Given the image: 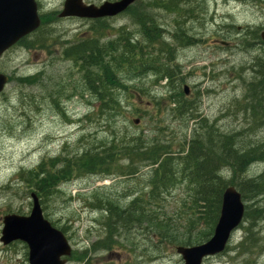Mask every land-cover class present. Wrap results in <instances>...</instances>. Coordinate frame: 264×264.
<instances>
[{
	"label": "rangeland",
	"instance_id": "obj_1",
	"mask_svg": "<svg viewBox=\"0 0 264 264\" xmlns=\"http://www.w3.org/2000/svg\"><path fill=\"white\" fill-rule=\"evenodd\" d=\"M84 1L100 5L104 1L115 0ZM191 1L192 12L189 14L182 13L178 16L161 9L149 8L147 14L157 18V22L167 32L178 31L177 28L184 22L183 29L191 31L188 36L193 35L201 41L198 46L188 47H178V41L173 39V42L166 43V47L174 49L175 63L181 68L183 84L178 92H182L184 85L189 88L188 94L179 99L188 100L195 107L197 115L199 112L210 122L216 120L222 131L237 132L245 124L244 120L242 115H231L230 112H236L235 102L245 93L249 81L244 83V80L252 75L250 65L255 63V57L264 52V45L258 41L253 42L252 48L245 50L242 43L250 44L243 42L242 36L247 31L260 29V34L264 30V0ZM36 2L39 14L60 11L63 4V0ZM139 3H135L133 8L138 9ZM100 23L102 26L107 25L109 29L104 31V37L108 35L111 38L121 27L137 36L138 26L127 14ZM90 25L86 20H57L46 26L51 31L42 36L50 45L48 50L26 49L18 45L0 59V72L8 76L22 77L42 73L41 83L28 87L12 81L0 94V238L5 214L27 216L31 209L28 190L16 181L18 172L32 168L42 159L57 156L64 143L75 151L81 147L78 142L81 136L85 137V141L95 137L108 143L104 138L107 134L102 133L103 129L99 126L101 121L121 137L156 138L162 146L149 142L145 145L155 148L154 151H162L165 147L173 156L179 154L181 145L198 127V120L170 114L174 105H168L165 81L158 87H152L151 77L147 81L143 80V84L138 79L125 81L131 87L127 92L118 93L117 100L121 106L119 115L99 114L96 110L98 103L85 91L81 74L74 67L77 65L63 59L61 55L64 47L86 36ZM216 39L228 42L229 45L212 44ZM105 40L101 42L105 43ZM160 46V43L156 44L157 49ZM55 93L66 97L61 100L64 117L48 98ZM134 119H140V122L134 125ZM246 140L252 144H264V127L254 131ZM122 161L130 164L125 157H121V163ZM150 168L140 166L132 175H118L107 179L87 175L61 185V192L47 202L49 206L43 210L44 217L59 230L65 227L64 234L72 252L89 249L104 232L99 224L101 208L94 206L95 196L113 203L118 202L120 208H126L137 193L147 189ZM262 170L264 171V162L254 164L247 169L244 178L256 177ZM189 190L191 188L185 189L177 185L158 205L172 218L170 226L173 237H197L199 233L206 231L201 223L193 225L185 215L190 208L184 201L189 196ZM245 204L251 210H262L260 219L252 224L245 220L234 231L225 251L205 260L203 264H264V201H247ZM145 208L153 210L156 206L150 202L146 203ZM126 226L121 227L123 234L120 238H115L117 245L111 250L90 251L84 262L70 260L67 264H182V259L171 245L162 243L154 249L153 228L140 231L134 228L127 230ZM0 264H28L25 244L14 242L4 246L0 242Z\"/></svg>",
	"mask_w": 264,
	"mask_h": 264
},
{
	"label": "trees",
	"instance_id": "obj_2",
	"mask_svg": "<svg viewBox=\"0 0 264 264\" xmlns=\"http://www.w3.org/2000/svg\"><path fill=\"white\" fill-rule=\"evenodd\" d=\"M160 1H162L161 4ZM139 2L138 9L130 7L127 10V15L134 20L145 42L143 39L134 42L130 33L121 31L111 40L102 43L101 39L103 38L100 39V37H104V31L109 29L108 26H102L99 24V20H96L92 23L87 37L65 49L66 57L79 63L74 67L81 74L80 78L85 91H88L97 101L96 110L99 111V114L119 115L121 106L117 100L118 93L127 92L129 87H131L127 86L125 81L138 79L139 82L142 80L143 84V79L151 76L153 77L151 80L152 86L158 85L162 80H169L168 82L166 81L165 94L168 99V105H174L170 114L179 118L189 117L188 120H198V127L193 130L190 138L181 145L178 150L179 154L173 156L172 152H167L165 147L162 151H154L155 148L145 145L149 142L156 146H162V143L156 138L149 139L142 138V136L121 137L101 121L99 126L103 129H101L102 133L107 134L104 138L108 143L102 142V138L98 139L95 137L85 141V137L82 138L81 136L78 139L81 147L75 151L69 149V145L64 143L61 152L57 156L42 159L32 168L21 169L18 172L16 181L22 184L29 194L35 193L40 199L42 209L46 210L49 206L47 202L61 192V185L63 186L87 175H95L104 179L118 175H132L138 171L137 169L140 166L151 167L147 189L137 193L136 197L129 202L126 208H120L118 202L113 203L108 199L95 196L94 206L101 208L99 224L104 230L103 235L92 243L89 249L73 252L69 261L82 263L88 259L90 251L111 250L113 246L117 245L114 240L122 236L123 230L121 227L125 225H127V230L134 228L146 231L149 228H153L155 232L153 237L154 249L162 243H167V245L172 247L201 244L212 235L219 214L221 195L225 188L229 186H233L241 194L244 203L254 200L264 201V185L261 184L264 183V172H262L260 177L259 175L253 177L255 179L244 178L245 171H247L246 168L264 162V144H252L246 140L254 131L264 127V54L256 58L254 60L255 63L251 65V69L255 71L253 72L254 76L246 84L243 97L235 102L236 112H230L231 115H242L245 124L237 132L222 131L217 126L216 120L210 122L205 117H202L199 112L197 115L195 107L188 100L179 99L184 97L182 92H178V88L183 83L181 68L178 64L175 66L173 62L174 50L166 47V44L162 41L160 36L161 26L157 22V18L149 17L147 14L148 8L150 10L161 9L175 14L180 12L179 15L182 13L189 14L192 12L190 5L192 1L177 0V3H175L176 0H153L151 1L153 3ZM179 7H181L180 10ZM142 14H145V16ZM52 17V15L42 16L43 26L41 31H45V23L53 20ZM141 17H144L143 20ZM180 27L183 28V24ZM180 27L177 28L179 29L178 36H180V39L183 36V40L181 39L183 43L187 46L193 44V37L188 36L187 32ZM159 32L160 35H158ZM252 33L254 32H250V34L248 32L242 38L247 40L248 35H254ZM252 39L258 40V34H255ZM45 40L42 36H35L33 39L23 40L21 44L26 49H45L48 46L50 47L47 42V46L43 45ZM151 40L153 42H150ZM157 43L161 44L158 49L156 48ZM246 43L250 44L248 40ZM97 54L100 58H98L99 60H97ZM107 54L110 55L108 56ZM258 63L259 65H257ZM41 76L42 73L39 72L33 76L10 77V81L31 87L41 83ZM93 77L95 78L93 79ZM48 98L58 113L64 117L65 112L61 107V100L66 97L55 93L54 96L49 95ZM236 107L239 109H236ZM85 117L88 118V116ZM138 143H141V145L138 146ZM193 144H196V148L193 147ZM190 151H192L193 156ZM193 151L196 152L194 153ZM166 153L171 155H166ZM121 157H125L127 161H130V164L124 161L121 163ZM188 158H191L190 162ZM192 167L194 170L190 169ZM224 177L226 178L224 179ZM235 184L238 186H235ZM177 185L183 186L185 189L191 188V190L187 191L189 196L184 199L190 205L189 212L185 215H187L189 221L193 222V225L201 223L206 228V231L199 233L197 237L191 235L189 237L188 235L173 237L171 235L173 229L170 226L172 218L166 215L163 208L158 207L159 203L165 200V195L170 193ZM257 192L259 196L256 194ZM150 202L156 208L146 210L145 205ZM248 207L244 213L243 221L247 220L251 224L256 223L260 219L262 211L260 209L251 210ZM253 213L258 214L255 216ZM61 230L64 232L65 227H62Z\"/></svg>",
	"mask_w": 264,
	"mask_h": 264
},
{
	"label": "water",
	"instance_id": "obj_3",
	"mask_svg": "<svg viewBox=\"0 0 264 264\" xmlns=\"http://www.w3.org/2000/svg\"><path fill=\"white\" fill-rule=\"evenodd\" d=\"M137 0L104 2L100 6L84 5L82 0H65L59 17L100 19L115 17ZM40 25L35 0H0V55ZM264 41V32L260 34ZM8 78L0 74V92ZM188 93V88H184ZM138 124L139 120H134ZM32 206L28 216L7 214L2 218L0 241L8 245L14 241L26 244L28 264H66L71 247L64 234L44 219L39 200L31 194ZM245 204L233 187L225 188L221 196L219 216L211 238L196 246L175 248L183 264H202L206 257L221 253L232 231L241 223Z\"/></svg>",
	"mask_w": 264,
	"mask_h": 264
},
{
	"label": "bare ground",
	"instance_id": "obj_4",
	"mask_svg": "<svg viewBox=\"0 0 264 264\" xmlns=\"http://www.w3.org/2000/svg\"><path fill=\"white\" fill-rule=\"evenodd\" d=\"M158 1H159V0H158ZM167 1H168V0H167ZM172 1H173V0H172ZM161 2H162V1H160V4H161ZM151 3H153V2H151ZM156 3H157V2H156ZM175 3H177V0H176ZM203 3H204V2H203ZM157 4H158V3H157ZM178 4H180V3H178ZM148 5H149V4H148ZM158 5H159V4H158ZM158 5H157V7H158ZM165 5H166V3H165ZM175 5H176V4H175ZM154 6H155V4H154ZM178 6H179V5H178ZM198 6H199V5H198ZM177 8H178V7H177ZM180 8H181V7H179V10H180ZM200 11H201V10H200ZM202 11H203V10H202ZM179 13H180V12H179ZM179 13H178V14H179ZM205 13H206V12H205ZM207 14H208V13H207ZM207 14L205 15V17L207 16ZM142 15H143V14H142ZM210 15H211V14H210ZM143 16H145V14H144ZM149 17H151V16H149ZM141 18H142V17H141ZM141 18H140V19H141ZM143 18H144V17H143ZM143 18H142V20H143ZM147 18H148V17H147ZM213 18H214V17H213ZM138 19H139V17H138ZM151 19H152V18H151ZM202 19H203V18H202ZM209 19H210V18H209ZM142 20H141V22H142ZM203 20H204V19H203ZM205 20H206V18H205ZM211 20H212V19H211ZM144 21H146V20H144ZM212 21H213V20H212ZM202 22H203V21H202ZM142 23H143V22H142ZM183 23H184V22H182V24H183ZM209 23H210V22H209ZM143 24H144V23H143ZM182 24H181L180 26H182ZM138 25H139V24H138ZM144 25H145V24H144ZM142 26H143V25H142ZM226 26H227V25H226ZM228 26H229V25H228ZM230 26H231V25H230ZM230 26H229V27H230ZM141 28H142V27H141ZM143 28H146V27H143ZM148 28H152V27H148ZM153 28H154V27H153ZM180 28H182V27H180ZM226 28H227V27H226ZM139 29H140V28H139ZM182 29H183V28H182ZM195 29H196V27H195ZM197 29H198V27H197ZM197 29H196V30H197ZM140 30H142V29H140ZM178 30H179V29H178ZM187 30H188V29H186L185 32H187ZM189 30H190V29H189ZM222 30H223V28H222ZM225 30H226V29H225ZM160 31H162V29H160ZM194 31H195V30H194ZM219 31H221V29H220ZM226 31H227V30H226ZM183 32H184V31H183ZM188 32H189V31H188ZM188 32H187V33H188ZM190 32H191V31H190ZM190 32H189L187 35H189ZM162 33H163V32H162ZM162 33H161V34H162ZM193 33H194V32H193ZM227 34H228V33H227ZM249 34H250V32H249ZM158 35H160V32H159ZM166 35H167V34H166ZM166 35H165V36H166ZM179 35H180V34H179ZM183 35H184V34H183ZM191 35H192V34H191ZM194 35H195V33H194ZM196 35H197V34H196ZM196 35H195V36H196ZM160 36H162V35H160ZM165 36H164V37H165ZM181 36H182V35H181ZM192 36H193V35H192ZM162 37H163V36H162ZM182 37H183V36H182ZM182 37H181V39L183 40ZM258 37H259V36H258ZM158 39H159V38H158ZM158 39H157V40H158ZM165 39H166V38H165ZM172 39L178 41V42H177V46H178V47H186V46H187V45H186L185 43H183V41L180 39V36H178V31L172 33ZM187 39H188V38H187ZM159 40H160V39H159ZM166 40H168V39H166ZM188 40H189V39H188ZM147 41H148V40H147ZM197 41L199 42V40H197ZM150 42H153V41L151 40ZM155 42H156V41H155ZM200 42H201V41H200ZM200 42H199V43H200ZM147 43H148V42H147ZM261 43L264 45V41H262ZM152 44H153V43H152ZM196 44H197V42H196ZM147 45H148V44H147ZM149 46H150V45H149ZM151 46H152V45H151ZM191 46H192V45H191ZM244 46H245V45H244ZM91 47H92V46H91ZM95 47H96V46H95ZM100 47H101V46H100ZM187 47H188V46H187ZM92 48H93V47H92ZM94 49H96V48H94ZM99 49H102V48H99ZM104 49H105V48H104ZM142 49H143V48H142ZM148 49H149V48H148ZM89 50H91V49H89ZM150 50H151V49H150ZM172 50H174V49H172ZM147 51H148V50H147ZM90 52H91V51H90ZM93 52H94V51H93ZM93 52H92V53H93ZM104 52H107V51H104ZM145 52H146V51H145ZM170 52H171V51H170ZM170 52H169V53H170ZM173 52H174V51H173ZM88 53H89V52H88ZM141 53H142V51H141ZM100 54H101V51H100ZM144 54H145V53H144ZM107 55H108V54H107ZM109 55H110V54H109ZM109 55H108V56H109ZM88 56H89V55H88ZM108 56H107V57H108ZM90 57H91V56H90ZM96 57H97V60L100 59V58L98 57V54H97ZM104 57H105V56H104ZM104 57H103V58H104ZM98 58H99V59H98ZM174 58H175V57H174ZM104 59H106V58H104ZM107 59H108V58H107ZM95 60H96V58H95ZM101 61H102V60H101ZM99 62H100V61H99ZM102 62H104V61H102ZM102 62H101V63H102ZM173 62H174V61H173ZM178 62H179V61H178ZM96 63H97V62H96ZM104 63H105V62H104ZM110 64H112V63H110ZM257 65H259V63H258ZM175 66H176V64H175ZM262 66H263V65H262ZM110 67H111V66H110ZM260 68H261V67H260ZM253 72H255V71H253ZM91 77H92V76H91ZM94 78H95V77H93V79H94ZM89 79H91V78H89ZM147 79H148V77H147ZM115 80H116V79H115ZM96 81H97V80H96ZM165 81L168 82L169 80H165ZM92 82H93V81H92ZM89 84H90V82H89ZM118 84H119V80H118ZM93 85H94V84H93ZM119 85H120V84H119ZM252 85H253V84H252ZM254 85H255V84H254ZM249 86H250V85H249ZM144 87H145V86H144ZM254 88H255V87H254ZM252 89H253V88H252ZM253 90H254V89H253ZM248 91H249V89H248ZM252 92H253V91H252ZM248 93H249V92H248ZM248 93H247V94H248ZM253 93H254V92H253ZM255 95H256V94H255ZM246 96H247V95H246ZM246 96H244V97H246ZM257 96H258V95H257ZM249 97L251 98V96H249ZM254 97H255V96H254ZM254 97H253V98H254ZM246 100H247V99H246ZM254 100H255V99H254ZM254 100H253V101H254ZM256 100H257V99H256ZM251 101H252V100H251ZM249 102H250V101H249ZM258 110H259V109H258ZM236 139H237V138H236ZM196 142H198V141H196ZM231 142H232V141H231ZM192 143H193V142H192ZM193 145H194V144H193ZM195 145H196V144H195ZM195 145H194L193 147H195ZM190 146H191V145H190ZM193 147H192V148H193ZM195 148H196V147H195ZM197 148H198V147H197ZM194 150H195V149H194ZM196 150H197V149H196ZM249 150H250V149H249ZM253 150H254V149H253ZM258 150H259V149H258ZM258 150H257V152H258ZM197 151H198V150H197ZM254 151H255V150H254ZM193 152L195 153L196 151H193ZM262 152H263V151H262ZM191 153H192V151H190V154H191ZM188 154H189V153H188ZM188 154H187V155H188ZM190 154H189V155H190ZM202 154H203V153H202ZM262 154H263V153H262ZM182 155H183V154H182ZM192 156H193V153H192ZM195 156H196V155H195ZM197 157H198V156H197ZM261 157H262V156H261ZM255 158H257V157H255ZM258 158H259V157H258ZM258 158H257V159H258ZM188 159H189V158H188ZM190 159H191V158H190ZM190 159H189V162H190ZM195 159H196V158H195ZM192 160H194V159H192ZM194 161H195V160H194ZM189 162H188V163H189ZM191 162H192V161H191ZM194 163H195V162H194ZM194 163H191V164H194ZM186 164H187V163H186ZM252 164H253V162H252ZM183 165H184V164H183ZM188 165H189V164H188ZM191 166H192V165H191ZM191 166H190V167H191ZM194 166H195V165H194ZM194 166H193V167H194ZM193 167L190 168V169H193ZM197 167H198V166H197ZM246 167H247V166H246ZM250 167H251V166H250ZM181 168H182V167H181ZM183 168H184V167H183ZM223 168H224V167H223ZM223 168H222V169H223ZM150 169H151V168H150ZM222 169H221V170H222ZM224 169H225V168H224ZM246 169H248V168H246ZM180 170H181V169H180ZM184 170H185V169H184ZM193 170H194V169H193ZM225 170H226V169H225ZM181 171H182V170H181ZM181 171H180V172H181ZM186 171H187V170H186ZM191 171H192V170H191ZM191 171H190V172H191ZM219 171H220V170H219ZM228 171H229V169H228ZM244 171H245V170H244ZM262 171H263V170H262ZM172 172H173V171H172ZM183 172H184V171H183ZM187 172H188V171H187ZM194 172H195V171H194ZM245 172H246V171H245ZM263 172H264V171H263ZM173 173H174V172H173ZM184 173H185V172H184ZM188 173H189V172H188ZM217 173H218V172H217ZM220 173H221V172H220ZM226 173H227V172H226ZM226 173H225V174H226ZM189 174H190V173H189ZM192 174H193V172H192ZM230 174H231V172H230ZM244 174H245V173H244ZM190 175H191V174H190ZM227 175H228V174H227ZM240 175H241V174H240ZM260 175H262V173H261ZM260 175H259V177H260ZM221 176H222V175H221ZM223 176H225V175L223 174ZM228 177H229V175H228ZM261 177H262V176H261ZM222 178H223V177H222ZM225 178H226V177H224V179H225ZM229 178H230V177H229ZM224 179H223V180H224ZM253 179H255V178H253ZM251 180H252V179H251ZM251 180H250V181H251ZM254 181H256V180H254ZM252 182H253V181H252ZM257 182H258V180H257ZM263 182H264V181H263ZM261 184L264 185V183H261ZM235 186H238V185L235 184ZM240 186H241V185H240ZM258 186H259V185H258ZM260 186H261V185H260ZM262 187H263V186H262ZM262 187H261V188H262ZM252 191H253V190H252ZM260 191H261V190H260ZM260 191H259V192H260ZM242 192H243V191H242ZM253 192H254V191H253ZM262 192H263V191H262ZM244 194H245V193H244ZM256 194H258V192H257ZM221 196H222V195H221ZM255 196H256V195H255ZM258 196H259V194H258ZM260 196H261V195H260ZM244 197H247V196H244ZM262 198H263V197H262ZM244 199H245V198H244ZM247 200H248V199H247ZM261 201H262V200H261ZM247 206H248V205H247ZM246 208H247V207H246ZM248 208H249V207H248ZM261 211H262V210H261ZM253 214H255V213H253ZM253 214H251V215L253 216ZM256 214H258V213H256ZM256 214H255V216H256ZM218 215H219V214H218ZM251 215H250V216H251Z\"/></svg>",
	"mask_w": 264,
	"mask_h": 264
},
{
	"label": "flooded vegetation",
	"instance_id": "obj_5",
	"mask_svg": "<svg viewBox=\"0 0 264 264\" xmlns=\"http://www.w3.org/2000/svg\"><path fill=\"white\" fill-rule=\"evenodd\" d=\"M53 12H55V11H53ZM57 14H58V12H56V16L55 17H57ZM175 15V14H174ZM151 17H153V16H151ZM58 19V18H57ZM59 20H69V19H59ZM196 20H198V15L196 16ZM103 21H105L106 22V19L105 20H103ZM163 32V33H162ZM174 31H168L167 32V30H165V29H163L162 31H161V35L163 36L162 37V41L166 44L167 42H173L172 41V33H173ZM167 34V35H166ZM188 34V33H187ZM166 35V36H165ZM165 36V37H164ZM193 37V36H192ZM168 39V40H166V39ZM198 39H196L195 37H193V43H194V45H196V46H198V41H197ZM196 42H197V44H196ZM219 42H221V43H226V45L225 46H228L229 45V43L228 42H225V41H222V40H218V39H216V40H214V42L212 43V44H214V45H220L219 44ZM168 44V43H167ZM221 46H224V45H222L221 44ZM169 48H171V47H169ZM183 90V89H182Z\"/></svg>",
	"mask_w": 264,
	"mask_h": 264
}]
</instances>
